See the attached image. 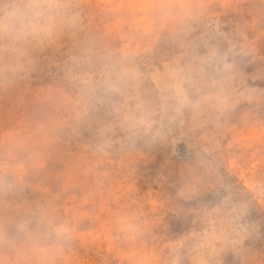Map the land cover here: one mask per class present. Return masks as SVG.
<instances>
[{"label": "rangeland", "instance_id": "rangeland-1", "mask_svg": "<svg viewBox=\"0 0 264 264\" xmlns=\"http://www.w3.org/2000/svg\"><path fill=\"white\" fill-rule=\"evenodd\" d=\"M0 264H264V0H0Z\"/></svg>", "mask_w": 264, "mask_h": 264}]
</instances>
